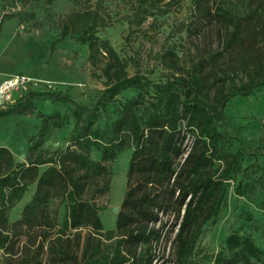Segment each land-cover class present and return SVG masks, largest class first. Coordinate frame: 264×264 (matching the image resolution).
Returning <instances> with one entry per match:
<instances>
[{
    "label": "trees",
    "instance_id": "obj_1",
    "mask_svg": "<svg viewBox=\"0 0 264 264\" xmlns=\"http://www.w3.org/2000/svg\"><path fill=\"white\" fill-rule=\"evenodd\" d=\"M187 1V36L198 37L214 25L217 46L188 66L174 50L165 51L163 82L139 71L131 74L128 61L97 34L111 24L109 15L92 7L66 15L60 39L77 35L88 46L91 77L103 79L104 88L92 105L45 93L73 104L65 148H41L52 131L69 124L59 110L39 114L26 161L15 162L12 151L0 146V263L156 264L164 243L169 246L164 264H202L197 242L205 224L226 206L228 181L244 160L241 151L225 148L230 138L219 129L224 110L232 97L264 88V0H128L125 18L130 27H141ZM2 3L1 24L35 17L42 0ZM30 5L33 9L23 12ZM127 89L138 93L122 102L118 96ZM39 95L30 91L0 109V118L32 110ZM111 103L119 104L117 116L101 125ZM128 149L127 191L116 228L104 232L97 199L109 191V164ZM32 185L31 199L10 223L9 212ZM53 200L65 202L61 227ZM212 259L214 264H264V249L251 234L233 231Z\"/></svg>",
    "mask_w": 264,
    "mask_h": 264
},
{
    "label": "rangeland",
    "instance_id": "obj_2",
    "mask_svg": "<svg viewBox=\"0 0 264 264\" xmlns=\"http://www.w3.org/2000/svg\"><path fill=\"white\" fill-rule=\"evenodd\" d=\"M127 1L52 0L49 3L42 0L35 17L11 18L0 23V54L4 51L2 56L7 57L6 61L0 62V69L26 73L53 85L49 89L45 85L34 88L40 95L33 100L32 110L0 118V146L12 151L15 162L28 158L32 139L41 124L40 113L59 110L69 120L63 128L52 131L41 148L53 151L70 143L74 125L70 113L73 104L55 101L46 92L58 94L61 99L68 97L75 103L92 105L104 88L103 79L91 77L88 46L82 44L77 35L60 39L62 22L69 13L92 7L109 15L111 24L99 29L97 34L108 39L119 55L128 61L131 74L139 71L157 82L165 81V69L161 64V54L165 51L174 50L181 57L182 65L188 66L194 58L206 55L217 46L214 25H209L198 37L187 36L190 1L183 2L166 15L148 19L141 27L129 26L125 18L129 8ZM32 9L30 5L23 12ZM2 14L3 3L0 0V20ZM137 93L136 89H127L120 93L118 99L124 102ZM118 105L111 103L107 106L101 125L117 116ZM219 129L230 138L225 145L227 151H241L244 160L241 170L232 173L228 181L226 206L214 221L205 224L197 242L196 258L202 264H214L212 255L220 250L227 235L233 231L251 234L256 244L264 249V88L254 90L249 96L232 97L226 105ZM131 153L132 149L124 151L109 164V191L97 199L104 232L116 228L118 213L113 208L121 207L127 191ZM92 157L99 159L100 154L93 152ZM43 169L45 167H41ZM34 191L35 185L30 186L23 199L9 212L10 223L20 218ZM51 206L58 208L61 227L65 220V202L53 200ZM168 257L169 246L166 248L163 243L156 264L166 263Z\"/></svg>",
    "mask_w": 264,
    "mask_h": 264
},
{
    "label": "built area",
    "instance_id": "obj_3",
    "mask_svg": "<svg viewBox=\"0 0 264 264\" xmlns=\"http://www.w3.org/2000/svg\"><path fill=\"white\" fill-rule=\"evenodd\" d=\"M45 85L48 89L53 85L48 81L39 80L26 73H14L0 82V109L15 105L34 88Z\"/></svg>",
    "mask_w": 264,
    "mask_h": 264
},
{
    "label": "crops",
    "instance_id": "obj_4",
    "mask_svg": "<svg viewBox=\"0 0 264 264\" xmlns=\"http://www.w3.org/2000/svg\"><path fill=\"white\" fill-rule=\"evenodd\" d=\"M4 53H5V52L3 51V52H1V54H0V62H4V61L7 60V57H3V56H2ZM6 53H7V52H6ZM12 74H14V73H11V72H8V71H2V70L0 69V82H1L3 79L7 78L8 76L12 75Z\"/></svg>",
    "mask_w": 264,
    "mask_h": 264
},
{
    "label": "water",
    "instance_id": "obj_5",
    "mask_svg": "<svg viewBox=\"0 0 264 264\" xmlns=\"http://www.w3.org/2000/svg\"><path fill=\"white\" fill-rule=\"evenodd\" d=\"M113 211L116 212V213H119L120 208L119 207H115V208H113Z\"/></svg>",
    "mask_w": 264,
    "mask_h": 264
}]
</instances>
